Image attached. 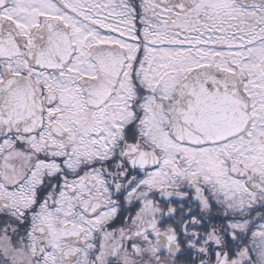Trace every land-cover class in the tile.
Wrapping results in <instances>:
<instances>
[{"label": "snow or ice", "instance_id": "snow-or-ice-1", "mask_svg": "<svg viewBox=\"0 0 264 264\" xmlns=\"http://www.w3.org/2000/svg\"><path fill=\"white\" fill-rule=\"evenodd\" d=\"M0 264H264V0H0Z\"/></svg>", "mask_w": 264, "mask_h": 264}]
</instances>
